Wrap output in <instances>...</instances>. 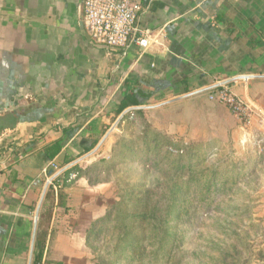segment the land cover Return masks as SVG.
Instances as JSON below:
<instances>
[{"label": "crops", "instance_id": "obj_1", "mask_svg": "<svg viewBox=\"0 0 264 264\" xmlns=\"http://www.w3.org/2000/svg\"><path fill=\"white\" fill-rule=\"evenodd\" d=\"M136 1L150 44L123 55L91 41L83 0H0V264H29L52 164L84 156L129 91L166 106L231 80L264 111V0Z\"/></svg>", "mask_w": 264, "mask_h": 264}, {"label": "rangeland", "instance_id": "obj_2", "mask_svg": "<svg viewBox=\"0 0 264 264\" xmlns=\"http://www.w3.org/2000/svg\"><path fill=\"white\" fill-rule=\"evenodd\" d=\"M140 101L154 107L120 120L92 153L110 128L101 133L50 184L41 264H264V123H242L209 94Z\"/></svg>", "mask_w": 264, "mask_h": 264}, {"label": "built area", "instance_id": "obj_3", "mask_svg": "<svg viewBox=\"0 0 264 264\" xmlns=\"http://www.w3.org/2000/svg\"><path fill=\"white\" fill-rule=\"evenodd\" d=\"M81 10L83 25L95 45L123 55L132 45L148 48L151 33L140 25L143 8L138 1L83 0ZM209 98L227 105L242 123H249L254 116L264 123V111L236 94L227 84L215 88ZM52 166L57 168L55 164Z\"/></svg>", "mask_w": 264, "mask_h": 264}, {"label": "trees", "instance_id": "obj_4", "mask_svg": "<svg viewBox=\"0 0 264 264\" xmlns=\"http://www.w3.org/2000/svg\"><path fill=\"white\" fill-rule=\"evenodd\" d=\"M138 106H143V105H142L141 101L139 100L137 94L135 93L134 90L129 91L127 94L124 95L122 100L118 103L117 109L115 111V116H114L112 122L114 123L117 120V118L126 109L131 108V107H138ZM137 112L142 113L143 109L142 108L132 109L131 111L127 112L122 117L121 120H124L129 115L135 114ZM97 143H98V141H95L93 143V145H91L90 147H86L85 151H84V154L90 152L97 145ZM44 150H45L46 156L50 160H53L62 150L61 141L57 140V141L53 142L52 144H50L47 147H45ZM65 164H67V163H65ZM73 169H74V167H71L70 169H67L66 171L61 173L58 177H56L55 180H57L58 178H62V177H68ZM49 173L52 175L53 171L49 170ZM51 185H49V188H48V190H47V192L45 194V200L44 201L48 200L52 196V194L50 193L53 190ZM65 199H66V194L64 192V189H61L59 194H58V205L64 206L65 205ZM43 207H44V203H43L42 208ZM40 215L41 216L43 215L44 217H47V214L46 213H42V211H41ZM50 215H51V212L49 211V214H48L49 218H50ZM109 215H110V213L108 212L107 216L96 220L92 224V227L88 231V238L91 237V235L94 233V231L96 229H104V228L106 229V227H105L106 225L105 224L109 220ZM40 227H41V217H40L39 222H38V230H37V235H36V240H35V248H34V255H33L32 264H41V262L43 260L44 252H45V249H46L47 233L45 231H41ZM55 234H56V231H55V228L53 227L52 230H51V234H50V243H51V240H53L55 238Z\"/></svg>", "mask_w": 264, "mask_h": 264}, {"label": "water", "instance_id": "obj_5", "mask_svg": "<svg viewBox=\"0 0 264 264\" xmlns=\"http://www.w3.org/2000/svg\"><path fill=\"white\" fill-rule=\"evenodd\" d=\"M243 77H244V78H247V76H243ZM230 81H231V80L226 81V82H224V83H222V84H227V83H229ZM218 86H219V85H214V86H211V87H209V88L202 89V90H199V91H196V92L190 93V94H188L187 96L194 95V94H198V93H201V92H204V91H207V90H212V89H214V88H216V87H218ZM170 102H172V100H171V101L164 102V103L159 104V105L162 106V105L167 104V103H170ZM159 105H158V106H159ZM156 106H157V105H156ZM144 107H146V108H151V107H154V106H138V107H131V108L126 109V110H125V111L119 116V118L116 120V122L114 123V125H113L112 128H114V127L117 125V123L122 119V117H123L127 112L131 111L132 109H136V108H144ZM112 128L106 133V135L103 137V139H102V140L100 141V143L97 145V147L92 151V153L95 152V151L101 146V144H102V143L105 141V139L109 136V133H110V131L112 130ZM89 154H90V153H88L87 155H84V156L81 157L80 159H78V160H76V161H74V162H72V163L66 165L65 167H63L60 171H58L56 174H54V175L51 177V179L49 180V182L46 184L45 189H44L43 194H42V197H41V200H40V203H39L38 208H37V212H36V218H35V229H34L33 241H32V246H31V254H30L29 264H32V261H33V253H34V247H35V239H36V233H37V228H38V221H39L40 209H41V206H42V202H43V200H44V198H45V194H46V192H47V189H48V187H49V183H50V181H52L53 179H55L56 177H58L61 173H63V172L66 171L67 169H69V168H71L72 166L76 165L80 160L86 158Z\"/></svg>", "mask_w": 264, "mask_h": 264}]
</instances>
